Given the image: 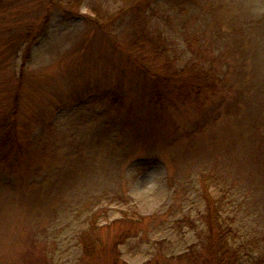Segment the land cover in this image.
Instances as JSON below:
<instances>
[{"label": "rangeland", "instance_id": "374dc122", "mask_svg": "<svg viewBox=\"0 0 264 264\" xmlns=\"http://www.w3.org/2000/svg\"><path fill=\"white\" fill-rule=\"evenodd\" d=\"M132 2L0 0V264L264 255V0Z\"/></svg>", "mask_w": 264, "mask_h": 264}, {"label": "trees", "instance_id": "16d2710c", "mask_svg": "<svg viewBox=\"0 0 264 264\" xmlns=\"http://www.w3.org/2000/svg\"><path fill=\"white\" fill-rule=\"evenodd\" d=\"M158 1L159 0H133L129 7H132L131 9L134 16L140 21L147 17L146 15L149 13L151 4L157 3ZM70 3H72V1H70ZM141 37L143 38L141 46H146V44H148L151 49H156L163 43V37L160 33H157L155 37H152L150 34L141 35ZM198 73L199 75L192 76L188 70L173 71V73L166 77V80L173 81L183 79L185 80L183 82H186L190 79L192 82L190 87L195 88V86L198 85L197 82L194 81L196 80L195 76L201 77L202 74L204 75L201 71ZM198 88L200 87L198 86ZM205 195L204 200L205 204L207 201V205L205 213L202 214V219L207 227V233L203 247L208 256L204 257V255L202 257L203 264H264L263 254H250L244 252V254H247L248 258H245L244 255L241 254V249L234 244L232 223L229 221L228 216L224 214L223 202L208 194ZM95 242L96 239L92 238L90 241L87 239V241L83 243L84 251L87 252L90 247L95 246ZM112 248L114 251V247ZM115 252H117L116 249L114 253ZM201 252L199 255L202 254ZM191 253L193 254V252Z\"/></svg>", "mask_w": 264, "mask_h": 264}]
</instances>
